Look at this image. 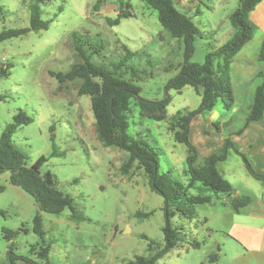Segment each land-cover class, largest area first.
<instances>
[{"label": "rangeland", "instance_id": "1", "mask_svg": "<svg viewBox=\"0 0 264 264\" xmlns=\"http://www.w3.org/2000/svg\"><path fill=\"white\" fill-rule=\"evenodd\" d=\"M97 1L52 0L43 7L42 16L45 21H53L49 30L0 43V62L12 67L11 76L0 79V95L4 97L0 101V137L14 122V117L20 111L25 112L32 122L17 130L13 145L27 156L29 166L42 156L48 158L42 174L51 175L57 189L70 195L75 207L87 218L74 222L70 209L60 215L42 213L33 197L10 183L9 172L0 175L3 189L0 192V264H10L11 254L23 258L16 264H25L26 258L41 262L32 249L39 251V246L43 245L51 248L50 264H127L137 256H154L165 245L164 198L152 191L149 176L137 164L124 175L122 167L128 160L127 152L105 148L99 142L91 98L78 95L81 81L61 84L54 74H65L81 62L71 37L73 32H79L90 39L89 46L98 49L92 57L97 65L121 62L126 54L124 47L134 53L122 68L127 72L125 79L133 80L141 88L140 97L145 100L160 101L171 96L168 117L199 110L202 98L192 87H185L181 92L167 91L168 83L179 74L184 63V45L163 28L157 11L143 0H131L130 11L134 16L111 26L107 20L117 19L123 0H104L100 6L102 13L93 9ZM173 1L180 10V0ZM184 1L192 11L200 12L198 16L189 14L188 17L199 29L192 62L202 65L209 52L231 38L230 18L239 7V1ZM0 4L4 9L0 32L30 27V11L23 0H0ZM132 68L137 73L134 79ZM259 84L257 80L256 85ZM248 105L249 98L243 112L231 115L232 112H226L219 104L213 117L221 123L220 133L224 118L232 117L230 126L241 128L248 115ZM212 114L200 113V118L197 116L192 121L194 146L195 131L204 128L197 124L208 120ZM128 125L129 134L156 149L159 173H169L187 186L190 182L188 148L175 141L169 123L144 117L134 99ZM213 140L217 141L218 136ZM197 151L196 166L208 157L206 149ZM54 152L58 154L54 156ZM250 161L255 168V162ZM218 169L226 173L242 196L254 197L264 192V183L249 176L252 182L249 187L238 177L240 172L248 175L243 159L234 150L229 151L226 162L219 163ZM200 188L199 184L189 194L210 195L212 203L196 206L193 220L179 213L171 218L172 226L180 230L181 240L156 264H209V257L216 254L218 246L226 240V231L235 217L231 206L234 196L214 195ZM138 213L153 214L143 219L136 217ZM37 215L42 216L44 240L34 232ZM7 231L16 233L12 240L6 239ZM151 241L155 243L152 252L149 251ZM196 242L199 247L193 248Z\"/></svg>", "mask_w": 264, "mask_h": 264}, {"label": "trees", "instance_id": "2", "mask_svg": "<svg viewBox=\"0 0 264 264\" xmlns=\"http://www.w3.org/2000/svg\"><path fill=\"white\" fill-rule=\"evenodd\" d=\"M30 11L31 24L29 28L19 30H4L0 32V43L9 39L23 37L31 32L49 30L52 20H43V7L47 6L52 0H23ZM131 0H123L121 11L117 19H108L111 26L119 25L121 19L133 17L130 5ZM147 6L158 12L159 22L171 35L172 38L182 41L184 45V63L180 66L179 74L167 85V91L175 90L181 92L185 87H192L201 96L202 105L199 110L187 113L178 112L168 117L167 109L172 102L171 96L165 97L160 101H148L140 97L141 88L133 80H126L122 68L125 62L135 56L124 47L126 54L123 60L108 66L97 65L92 62L94 54L98 49H93L88 44L90 39L73 32L74 50L81 62L75 64L71 70L65 74H54L61 84L66 82L81 81L78 89L79 97L88 96L91 98L92 111L95 118L96 136L105 148L120 149L128 153V160L123 165L122 171L127 175L130 168L137 164L138 168L143 169L150 179V186L153 192L161 195L165 202L166 225L162 229L164 233L165 245L156 255L137 256L127 264H156L161 258L172 251L180 242V230L171 224V218L180 214L186 219L195 218V207L198 205H209L212 203V196L197 195L191 196L189 191L197 185H201L200 191L211 192L214 195H225L232 197L235 195L233 185L223 177L218 169L219 163L225 162L230 150L239 155L251 177L264 183V173L258 172L250 159L242 153L240 148L227 138L224 145L216 153L203 159V163L196 166L199 160V153L191 141V123L200 113L213 112L215 108L222 104L224 110L232 112L235 106V95L232 83V65L235 57L249 44L258 28L251 20V13L264 0H238L239 7L231 15L230 21L233 27L231 38L217 50L206 55L205 63L200 65L192 62L195 47L194 43L199 34L198 27L191 18L182 13L173 0H143ZM104 0H98L94 6V11L98 12ZM4 9L0 4V22L3 17ZM88 45V47H87ZM262 65V70L257 76L260 84L257 85L252 104L249 108L244 126L236 133L241 135L245 129L253 123L264 120V41L257 53ZM11 65L0 62V79L11 76ZM137 73L132 68V79ZM136 100L141 113L144 117L156 122L167 121L169 130L174 134L175 141L184 144L188 148L190 182L187 186L175 180L169 173H159L158 153L155 148L147 142L139 140L128 132V117L131 111L132 100ZM4 97L0 95V101ZM232 121V120H231ZM32 119L23 111L15 117L0 137V175L9 172L10 183L21 188L24 192L34 198L40 212L52 215H60L66 209L72 211L71 219L74 222L87 220L85 215L79 211L74 204V199L62 191L58 190L55 181L48 185L46 175L41 169L48 158L42 156L36 163L29 166L27 156L13 145V137L17 130L24 125H28ZM214 126L218 129L219 124ZM54 152V156L57 155ZM52 177V176H51ZM3 189L0 188V192ZM252 202L249 196H235L232 200V208L239 212L242 208ZM150 214H136L138 218H149ZM34 232L40 239L44 240L45 231L41 215H37L34 220ZM16 233L6 232V239L12 240ZM148 239L146 236H142ZM155 243H149V251L154 250ZM198 248L196 242L192 245ZM33 252L41 262L24 259L25 264H50V251L48 246H39V251L34 247ZM20 256L11 254L10 264H16ZM209 264L218 263V255L209 257Z\"/></svg>", "mask_w": 264, "mask_h": 264}, {"label": "crops", "instance_id": "3", "mask_svg": "<svg viewBox=\"0 0 264 264\" xmlns=\"http://www.w3.org/2000/svg\"><path fill=\"white\" fill-rule=\"evenodd\" d=\"M178 6L187 16L193 14L198 16L199 10L192 11L191 6H187L185 1H178ZM99 13H102V7L99 8ZM251 20L256 24L258 30L253 40L247 44L243 50L235 57L232 65V83L235 95V106L231 115L243 112V107L247 104L249 98L248 111L253 101V96L256 90L257 76L262 70V65L258 59L257 53L264 41V1L251 13ZM212 116L197 124L200 129L195 131V147L200 151L206 149L208 156L213 151L223 147L227 138H230L249 159H252L256 167L255 169L264 173V120L259 123L250 124L241 135L236 133L242 127L231 125L232 117L224 118L223 132L220 133V127L217 129L214 124L216 122L212 112ZM199 117V116H198ZM200 118V117H199ZM246 120V119H245ZM225 127L227 129H225ZM193 124L191 123V137ZM218 136V140L214 141V136ZM226 162V161H225ZM244 171L248 176L240 172L238 177L244 181L249 187L252 182L249 180L245 164ZM231 184L232 181L226 177V173L220 172ZM234 176L235 173H230ZM251 177V176H250ZM235 193L237 190L234 188ZM238 193V192H237ZM235 196H242L238 193ZM252 202L242 208L239 212L234 211L235 217L232 220L230 229L225 233L223 245L218 246V263L216 264H264V192L261 191L258 195L251 197ZM232 204V203H231ZM232 206V205H231Z\"/></svg>", "mask_w": 264, "mask_h": 264}, {"label": "water", "instance_id": "4", "mask_svg": "<svg viewBox=\"0 0 264 264\" xmlns=\"http://www.w3.org/2000/svg\"><path fill=\"white\" fill-rule=\"evenodd\" d=\"M46 177H47V182H48V185H51L52 183H53V178L51 177V175H46Z\"/></svg>", "mask_w": 264, "mask_h": 264}]
</instances>
